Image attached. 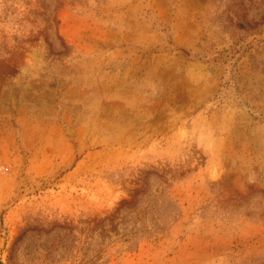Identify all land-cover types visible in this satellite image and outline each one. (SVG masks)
<instances>
[{"label":"rangeland","instance_id":"rangeland-1","mask_svg":"<svg viewBox=\"0 0 264 264\" xmlns=\"http://www.w3.org/2000/svg\"><path fill=\"white\" fill-rule=\"evenodd\" d=\"M0 264H264V0H0Z\"/></svg>","mask_w":264,"mask_h":264}]
</instances>
